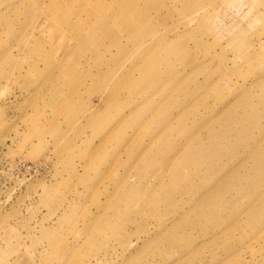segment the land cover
<instances>
[{
	"label": "rangeland",
	"instance_id": "374dc122",
	"mask_svg": "<svg viewBox=\"0 0 264 264\" xmlns=\"http://www.w3.org/2000/svg\"><path fill=\"white\" fill-rule=\"evenodd\" d=\"M0 264H264V0H0Z\"/></svg>",
	"mask_w": 264,
	"mask_h": 264
}]
</instances>
